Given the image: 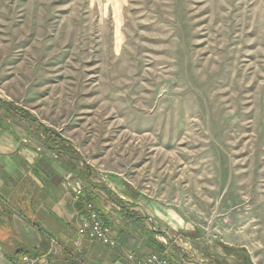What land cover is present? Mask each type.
<instances>
[{"label":"rangeland","instance_id":"obj_1","mask_svg":"<svg viewBox=\"0 0 264 264\" xmlns=\"http://www.w3.org/2000/svg\"><path fill=\"white\" fill-rule=\"evenodd\" d=\"M0 99L158 228L264 264V0H0Z\"/></svg>","mask_w":264,"mask_h":264},{"label":"crops","instance_id":"obj_2","mask_svg":"<svg viewBox=\"0 0 264 264\" xmlns=\"http://www.w3.org/2000/svg\"><path fill=\"white\" fill-rule=\"evenodd\" d=\"M13 118L0 107V248L7 255H27L34 264H138L165 252L170 264H256L245 247L197 246L158 228L133 193L97 183L79 159L49 149L29 123L20 128ZM78 186L85 193L79 203L73 199ZM84 199L110 226L113 246L88 237L75 245Z\"/></svg>","mask_w":264,"mask_h":264},{"label":"built area","instance_id":"obj_3","mask_svg":"<svg viewBox=\"0 0 264 264\" xmlns=\"http://www.w3.org/2000/svg\"><path fill=\"white\" fill-rule=\"evenodd\" d=\"M85 197L82 187L74 189L73 199L79 203ZM85 214H83L81 226L77 230L75 245L79 246L84 237L97 240L102 244L113 246L115 239L112 236L110 226L100 216L95 208L93 201L83 200L82 202ZM35 259L27 255H22L18 264H34ZM138 264H170L169 257L165 252H152L138 261Z\"/></svg>","mask_w":264,"mask_h":264},{"label":"trees","instance_id":"obj_4","mask_svg":"<svg viewBox=\"0 0 264 264\" xmlns=\"http://www.w3.org/2000/svg\"><path fill=\"white\" fill-rule=\"evenodd\" d=\"M0 106H8V108L11 109L10 105H8L5 101L1 99H0ZM13 110H15L17 114H19L21 117L25 119L32 118L31 115L27 114L25 111L19 109H13ZM32 119L34 120V118ZM41 131L44 135V144L49 149L52 150L59 149L73 158L80 159L78 153L75 152L71 147L63 145L64 143H62V145H58L57 141L64 142V139L60 137V135L56 131H53L52 129L45 127L43 125L41 126ZM83 175L85 178L87 177V170L84 171Z\"/></svg>","mask_w":264,"mask_h":264}]
</instances>
